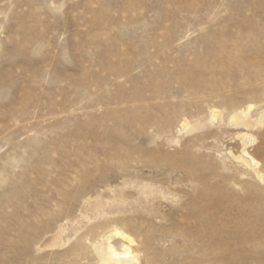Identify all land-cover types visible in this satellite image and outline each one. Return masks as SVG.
Masks as SVG:
<instances>
[{
    "label": "rangeland",
    "instance_id": "rangeland-1",
    "mask_svg": "<svg viewBox=\"0 0 264 264\" xmlns=\"http://www.w3.org/2000/svg\"><path fill=\"white\" fill-rule=\"evenodd\" d=\"M244 148L264 178V0H0V264H99L115 228L143 264H264Z\"/></svg>",
    "mask_w": 264,
    "mask_h": 264
},
{
    "label": "bare ground",
    "instance_id": "bare-ground-1",
    "mask_svg": "<svg viewBox=\"0 0 264 264\" xmlns=\"http://www.w3.org/2000/svg\"><path fill=\"white\" fill-rule=\"evenodd\" d=\"M250 109H252V106L249 107V110ZM236 120L241 121L239 119V116L236 118ZM241 124H243V121H241ZM245 135L246 136H244L243 138L244 139L243 146L246 147L248 146V144L255 142L256 139H254L251 136H248L247 134ZM246 148H244V150L242 151L244 157L248 156V152L246 151ZM240 159H242L246 165L252 168L253 171L256 173V175H258L260 179H263L264 182V178L260 176L258 173L259 172L257 168L258 163L256 162L255 159L249 157H245V158L240 157ZM110 193L105 192V195H103V197L98 198L94 201V207L97 208V210L104 209L106 206H113L120 203L119 196L116 195V193L115 194L112 193L110 194ZM113 238H122L128 244L132 245V241L129 239V237L126 234H124L122 231L118 230L117 228L113 229L110 232V236L107 237V239L105 240L103 239V241H106V243L102 244L101 246L95 247L99 264H143L141 256L135 255L134 252L131 250L130 245H123L122 250H118L116 246H114L112 243ZM54 241H56L55 238H52L51 242L53 243Z\"/></svg>",
    "mask_w": 264,
    "mask_h": 264
}]
</instances>
